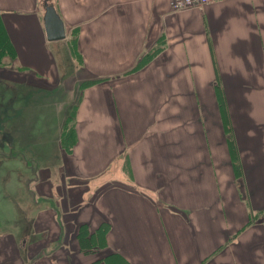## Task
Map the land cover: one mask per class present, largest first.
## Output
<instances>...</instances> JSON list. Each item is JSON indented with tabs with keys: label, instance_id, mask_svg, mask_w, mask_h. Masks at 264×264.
Wrapping results in <instances>:
<instances>
[{
	"label": "crops",
	"instance_id": "obj_1",
	"mask_svg": "<svg viewBox=\"0 0 264 264\" xmlns=\"http://www.w3.org/2000/svg\"><path fill=\"white\" fill-rule=\"evenodd\" d=\"M45 1L64 40L46 39ZM0 14L16 51L0 67L8 106L14 86L26 105L36 89L94 82L80 93L71 153L57 141L60 209H25L38 172L52 168L8 137L11 153L29 162L22 169L12 156L25 201L0 219V264H109L111 253L128 264H264V0L176 10L170 0H0ZM9 110L0 111L7 134L20 116ZM102 222L110 224L105 247L82 251L78 226Z\"/></svg>",
	"mask_w": 264,
	"mask_h": 264
},
{
	"label": "rangeland",
	"instance_id": "obj_2",
	"mask_svg": "<svg viewBox=\"0 0 264 264\" xmlns=\"http://www.w3.org/2000/svg\"><path fill=\"white\" fill-rule=\"evenodd\" d=\"M72 61L74 65H76V69H80V65L77 63L76 59L72 57ZM79 62V61H78ZM8 85H11L9 82H1L0 83V111L4 109V107L10 108L9 115L16 111V109L19 110V117H16V120L9 119V133L7 134V128L6 127V120L1 122L2 115L0 114V219L3 220L8 217V212H6L7 209H18L25 201L23 191L20 192V187L16 184V180L12 177V172H16L19 168V164L12 162V156H15V158L20 159L18 163H21V167L23 168L28 165V160L23 157L22 152L16 153L15 150H12V153L10 151L11 146L8 143V137L11 139H14L15 141L18 139V145L19 148L21 147V150L27 146L33 147L37 155H40V158L42 161H40V164H46L50 166L51 169H49V173H45L43 171V174H37L39 183H32L30 185V189H32V194H30V191H28L27 194L29 196L27 197L25 202H28V200L31 198V204L28 203V206L25 205V209H37L42 208L43 209H50L52 212L54 209H60V202L61 197L59 195V191L62 193V189L58 187V180L56 175L59 174V166H60V157L58 154V151L56 149L57 141L59 140V137L61 135V130L63 124H65V127L69 125V121L66 119V116L68 113H70L75 105V103L78 100V97L80 96L81 90H82V84L79 86L78 91L75 90V87H71V84L69 86H66L63 84L56 89L51 91H46L41 89H36L38 93L34 95L32 98L31 96H28V100L26 105L22 104V100L19 97L22 95V86H14L15 93L18 95L15 97V100L13 103H10V106L7 105L6 99L3 97L1 99L2 95L9 93V87ZM27 91H31L29 88ZM26 93V92H25ZM52 95V96H51ZM20 99V101H18ZM23 111V112H22ZM4 112V116L7 115ZM6 117V116H5ZM65 122V123H64ZM16 124V125H15ZM15 126V130L14 127ZM60 131V132H59ZM15 132V134H14ZM19 134V137H17ZM24 134V136H23ZM58 138V139H57ZM25 144V146H24ZM52 150H48V148L53 147ZM33 152V151H32ZM36 153H32L33 158H36ZM19 154V155H17ZM27 155V154H26ZM56 156L52 160L53 156ZM44 156V157H43ZM28 158H30L27 155ZM47 160V162H45ZM33 165V163L31 164ZM29 165V166H31ZM44 168V167H43ZM48 172V170H47ZM18 176L17 179L21 181L23 179V176H25V173L22 170H18L17 172ZM48 176L47 184L45 185L47 189H51V193L48 194L47 190H45L44 185L42 184L45 177ZM26 177L32 178L33 174L27 175ZM53 178V180H52ZM41 179H43L41 181ZM58 187V188H55ZM20 189V190H19ZM9 195L11 196L9 198ZM82 195V194H81ZM81 195L79 197H81ZM63 196V195H62ZM30 197V198H29ZM8 199L11 200L8 201ZM45 199V200H44ZM69 201L71 204H73L74 208L75 206L79 207V203L77 200L76 195H72L70 197L69 192ZM35 200L37 202H35ZM82 204V197L79 200ZM15 202H20L21 204L16 205ZM67 207H70L71 204L64 203L63 205H66ZM62 205V203H61ZM78 231V229L76 230ZM77 238V237H76Z\"/></svg>",
	"mask_w": 264,
	"mask_h": 264
},
{
	"label": "trees",
	"instance_id": "obj_3",
	"mask_svg": "<svg viewBox=\"0 0 264 264\" xmlns=\"http://www.w3.org/2000/svg\"><path fill=\"white\" fill-rule=\"evenodd\" d=\"M67 43H68L71 56L76 59L77 63L79 61V64H80L81 60L76 50L75 34H71V38ZM153 55L154 53H149L143 56L140 62L138 63V66L139 67L143 66L146 62H148L150 57H152ZM15 58H16V51L8 37L6 29L4 28V25L1 19V14H0V67L8 65L11 61L13 62ZM93 83H94L93 81L83 83L81 88L83 89L84 87L89 86ZM80 100H81V94L78 97V100L75 103L72 111L68 113L66 116V119L69 121V125L65 127V124H63L62 126L61 135L59 139L60 147L66 154L71 153L76 143V136H75V131H74L75 130V116H76L77 106ZM218 103H219V107L223 110L224 104H223V100H222L220 92H218ZM223 118H224V128H225L226 133H228L229 130H228V126L226 123L225 113H223ZM1 119H2L1 120L2 123L4 120H7V118L4 116V112H2ZM228 146L230 150V156L233 161L234 169L236 170V174L238 175L239 169H238L237 163L235 162L237 154H236L235 147L233 146V143L230 139L228 140ZM109 229H110V224L108 222H102L94 231H89L87 226L85 225H79L76 237H77L81 250L90 252L92 250L103 249L105 247V243H104L105 236L108 233ZM108 257L116 259V260H111L109 264H128L126 260L118 253H111L108 255ZM110 258H107V261H109Z\"/></svg>",
	"mask_w": 264,
	"mask_h": 264
},
{
	"label": "water",
	"instance_id": "obj_4",
	"mask_svg": "<svg viewBox=\"0 0 264 264\" xmlns=\"http://www.w3.org/2000/svg\"><path fill=\"white\" fill-rule=\"evenodd\" d=\"M43 28L47 41H61L66 38L64 24L55 8L46 1L43 3Z\"/></svg>",
	"mask_w": 264,
	"mask_h": 264
},
{
	"label": "built area",
	"instance_id": "obj_5",
	"mask_svg": "<svg viewBox=\"0 0 264 264\" xmlns=\"http://www.w3.org/2000/svg\"><path fill=\"white\" fill-rule=\"evenodd\" d=\"M222 0H170L172 9H184L190 7H201Z\"/></svg>",
	"mask_w": 264,
	"mask_h": 264
}]
</instances>
